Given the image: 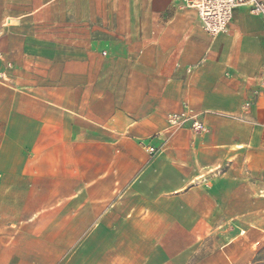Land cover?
I'll use <instances>...</instances> for the list:
<instances>
[{"label": "crops", "instance_id": "0c3cea01", "mask_svg": "<svg viewBox=\"0 0 264 264\" xmlns=\"http://www.w3.org/2000/svg\"><path fill=\"white\" fill-rule=\"evenodd\" d=\"M0 26V264H264L263 15L0 0Z\"/></svg>", "mask_w": 264, "mask_h": 264}, {"label": "built area", "instance_id": "2783aa9c", "mask_svg": "<svg viewBox=\"0 0 264 264\" xmlns=\"http://www.w3.org/2000/svg\"><path fill=\"white\" fill-rule=\"evenodd\" d=\"M187 7L198 11L202 26L212 37L229 31L234 10L247 6L253 13L264 16L263 0H184ZM1 26H0V35ZM248 103L246 107L249 105ZM168 125L174 129L189 126L196 133L207 132V126L199 113L191 108H184L181 112H172L167 116ZM151 154L158 152L154 146L148 147Z\"/></svg>", "mask_w": 264, "mask_h": 264}]
</instances>
